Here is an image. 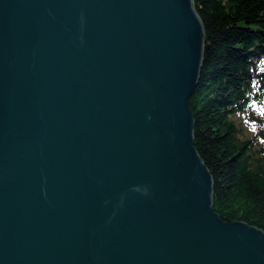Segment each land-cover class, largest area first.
Instances as JSON below:
<instances>
[{"label": "water", "instance_id": "water-1", "mask_svg": "<svg viewBox=\"0 0 264 264\" xmlns=\"http://www.w3.org/2000/svg\"><path fill=\"white\" fill-rule=\"evenodd\" d=\"M204 48L192 0H0V264H264L193 145Z\"/></svg>", "mask_w": 264, "mask_h": 264}, {"label": "trees", "instance_id": "trees-1", "mask_svg": "<svg viewBox=\"0 0 264 264\" xmlns=\"http://www.w3.org/2000/svg\"><path fill=\"white\" fill-rule=\"evenodd\" d=\"M204 30L189 107L219 217L264 231V0H192Z\"/></svg>", "mask_w": 264, "mask_h": 264}]
</instances>
